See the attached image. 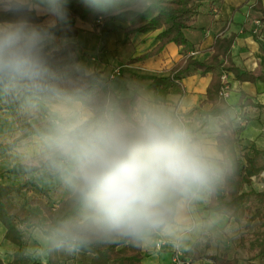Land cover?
Returning <instances> with one entry per match:
<instances>
[{
	"label": "clouds",
	"instance_id": "9594fccd",
	"mask_svg": "<svg viewBox=\"0 0 264 264\" xmlns=\"http://www.w3.org/2000/svg\"><path fill=\"white\" fill-rule=\"evenodd\" d=\"M166 2V0H165ZM103 13L136 17L163 10L160 0H85ZM68 0H0V90L47 97L36 142L81 208L58 229L57 248L86 243V232L146 240L169 234L191 196L210 190L229 171L207 136L164 108L140 100L128 110L111 100L58 86L45 49L67 21ZM46 15V22L38 17Z\"/></svg>",
	"mask_w": 264,
	"mask_h": 264
},
{
	"label": "trees",
	"instance_id": "16d2710c",
	"mask_svg": "<svg viewBox=\"0 0 264 264\" xmlns=\"http://www.w3.org/2000/svg\"><path fill=\"white\" fill-rule=\"evenodd\" d=\"M160 2L164 3L163 10L136 17L128 12L103 13L87 6L85 0H68V19L54 29L55 36L59 39L75 37L78 34V21L98 28L101 35L116 33L121 29L127 37L160 31L157 45L146 54L131 59L128 62L131 65L160 57L170 45L184 49L188 47L191 43L187 33L197 29L199 17L205 10L213 11L215 6L223 4L225 0ZM254 6L256 11L262 14L261 22L264 24V0H255ZM44 21V17H38V22ZM235 40V35L218 37L210 48V55L204 59L184 54L182 59L173 65L170 76L153 80L152 89L155 103L164 105L169 94H183L182 78L191 71L212 75L207 89L206 102L211 105L207 116L220 122L217 146L228 161L229 171L222 181L209 190L210 199L204 212L208 218L220 219L223 228L232 223L241 227L240 245L246 249L247 260L251 262L264 257V179L262 189L257 190L253 186L254 180L260 179L264 174V150L241 146V122L232 116V107L220 93L223 87L222 75L225 72H232L240 82L264 80V75L254 77L236 67L231 57ZM45 56L60 88L73 94L87 95L97 101L111 100L124 110L137 103V97L113 96L111 99L113 93L108 82L101 78L100 72L86 75L85 69L77 65L79 59L76 44L49 46L45 49ZM2 91L5 92V101L0 103V111L9 113L18 132V136L9 143L0 142V154H6L20 143L37 137L44 128L47 97L23 95L6 89ZM242 100V108L250 106L251 102L244 94ZM40 170L44 172L26 178L16 185L2 183L0 174V223L6 229L5 240L16 248L13 261L8 264H28V241L33 239V233L37 230L47 240V264H62L61 248L54 244L55 234L66 223L75 222L81 217V208L72 193L59 204L52 203L49 190L41 186L39 180L58 179L61 176L46 161L42 163ZM31 190H35L39 196L24 199L20 205L12 199L14 193L21 195ZM75 234L86 236L87 242L66 247L87 256L89 264H143V240L137 241L117 235L103 239L86 232ZM207 258H210L213 264L239 263L237 257L230 258L227 254ZM0 264L5 263L0 259Z\"/></svg>",
	"mask_w": 264,
	"mask_h": 264
},
{
	"label": "crops",
	"instance_id": "0c3cea01",
	"mask_svg": "<svg viewBox=\"0 0 264 264\" xmlns=\"http://www.w3.org/2000/svg\"><path fill=\"white\" fill-rule=\"evenodd\" d=\"M254 5L255 0H225L223 4L215 6L213 11L205 10L199 17L197 29L187 33V38L191 43L188 47L184 49L170 45L160 57L131 65L128 64L131 59L144 55L157 45L158 32L126 37L124 31L121 30L116 33L101 35L99 30L78 21L76 24L78 33L94 34L101 37L100 42L95 44L97 56L88 61L79 60L77 65L84 68L87 75L96 71L100 72L101 78L109 82L111 90L120 98L137 97V102L146 99L150 103L164 108L194 131L211 139L219 151L217 134L220 130V122L207 116L211 109V105L206 102L207 89L212 80V75L191 71L182 78L183 94H169L164 105L155 103L152 83L155 78L170 76L173 65L181 60L184 54L191 55V53L197 52L198 59L207 58L215 40L218 37L230 35L236 36L231 50L232 61L236 67L254 77L264 75V24L261 22L262 14L256 11ZM41 17H44V22L49 19L46 15H41ZM259 34L262 36L259 37ZM75 38L76 36L59 39L55 36L48 47L52 45L58 47V42H63V45L67 43L76 44ZM116 70H119L121 75L111 79V75ZM224 76L228 78L230 90L228 98L222 97L232 107V116L241 122L243 129L240 138L241 146L253 147L263 151L264 80L240 82L232 72H225L222 75V84ZM112 82H115L116 85L113 86ZM243 94L251 102L250 106L245 108L241 107L244 103ZM4 101L5 92L2 91L0 103ZM0 113L6 114L12 122L8 112L0 111ZM243 118L246 120H242ZM4 124V122L0 123V132L6 133L9 128L7 125L3 126ZM25 142L37 144L36 137ZM35 151L37 156L35 161L39 163L38 167H31L29 163H21L22 161L16 162L8 175L1 174V181H7L8 183H4L7 185H16L11 183L10 178L18 177L25 180L37 173H43L44 171L40 168L45 160L42 161L43 156L38 147ZM42 180L50 182L58 180L53 184L48 182L49 185L45 184L46 186L39 182L41 186L49 190L54 205L59 204L70 195L69 187L60 178ZM209 199V190L191 196L185 201L169 234L157 232L143 240V264H171L175 250H180L187 257L193 258L197 264H213V261L207 257L223 254H227L230 258L237 257L239 259L238 264H264V257L251 262L247 260L248 253L240 245V237L233 238V241L228 238V232L234 230L238 224L232 223L223 228L220 219L207 217L204 208ZM5 233L6 229L0 223V259L8 264L13 261L16 248L5 240ZM159 240L164 242L161 250L156 249ZM46 245L47 240L42 233L38 230L35 231L33 239L28 241L29 258L31 259L29 264H47ZM60 254L62 264H89L87 256L75 253L66 246L61 247ZM197 258L199 259L196 260Z\"/></svg>",
	"mask_w": 264,
	"mask_h": 264
},
{
	"label": "rangeland",
	"instance_id": "374dc122",
	"mask_svg": "<svg viewBox=\"0 0 264 264\" xmlns=\"http://www.w3.org/2000/svg\"><path fill=\"white\" fill-rule=\"evenodd\" d=\"M87 25H90V24H87ZM90 26L93 27L95 30H99L98 28H96V27H94L92 25H90ZM126 26L127 25H125V27ZM260 26H261V24L259 22V27ZM122 31H124V30H122ZM157 32L159 33L160 31H157ZM99 33H100V30H99ZM153 33H155V32H153ZM255 33H257V32H255ZM149 34H151V33H149ZM98 36L99 35H94V34L87 35L86 33H82V32H80V33H78L76 35L75 43H76V46L78 45V47H77L78 48L77 49V56H78V59L79 60H81V61H88V60H91L92 58H94V57L97 56V54H95V52H96V50H95L96 49L95 48V44H97L98 42H100V37H101V36H99V37ZM261 36L262 35L259 34V37H261ZM62 43L61 42H58L57 43L58 47L59 46H63ZM195 56H192V57L197 58V56L196 57ZM109 81H111V80H109ZM112 85L114 86V85H116V83L114 82ZM112 93H113V95H111V99H113V96H117V94L114 91H112ZM1 94H2V91H0V95ZM1 122H4L5 124L3 126H6L7 125V127L9 128V130L6 133L5 132H0V142L3 143V144H7L11 140H13L14 138H16L18 136V132L16 130V127L12 124L11 119L7 118L6 114L0 113V123ZM28 143L29 142L20 143L18 145V147H16L13 151H11V153L8 152L6 154H0V174L3 173L5 175H8L10 173V171L13 170L14 163L19 162V161H22L21 163H24V162L25 163H29V165L31 167H38L39 163H37V161H35L37 159V156L35 155V152H36L35 149L38 146H37L36 143H33V142L31 144H28ZM28 153L30 155H32V156H30ZM43 160H44V158L42 159V161ZM42 163H44V161ZM10 179L12 180L11 181L12 184H19V183H21L23 181V179H20L18 177H14V178H10ZM60 179L62 180L61 177H60ZM262 179H264V174L262 175V177L260 179H255L254 180V185L253 186H254L255 189L260 190V189L263 188ZM39 182L43 183L44 185L45 184L46 185H49L48 182H50V181L40 180ZM55 182H58V180L51 181L50 184H53ZM2 183H8V182L5 181V180H3ZM71 193L72 192L70 190V194ZM38 196H39V194L35 190H31V191H25L21 195H17V194L14 193L12 195V199L15 201L16 204L20 205V204L23 203V200L24 199L36 198ZM235 227L236 228L234 230L233 229L230 230L228 232V234H227L228 238H231V240L233 238H238L239 235H240V232H241V227L239 225L238 226H235ZM236 254H238V253H236ZM185 257L188 258V259H190V260H192L193 262H195V260H193V258L187 257L186 255H185ZM30 261H31V259L29 258L28 264H29Z\"/></svg>",
	"mask_w": 264,
	"mask_h": 264
},
{
	"label": "built area",
	"instance_id": "2783aa9c",
	"mask_svg": "<svg viewBox=\"0 0 264 264\" xmlns=\"http://www.w3.org/2000/svg\"><path fill=\"white\" fill-rule=\"evenodd\" d=\"M197 52L191 53V56H195ZM121 73L119 70H116L112 75L111 79H115L116 77L120 76ZM229 90H230V85L228 82L227 76H224L223 78V88L221 91V95L225 98L229 97ZM164 245L163 240H159L156 249L161 250ZM171 264H197L196 262H193L192 260L188 259L185 257V255L180 251V250H175L172 255L171 259Z\"/></svg>",
	"mask_w": 264,
	"mask_h": 264
}]
</instances>
